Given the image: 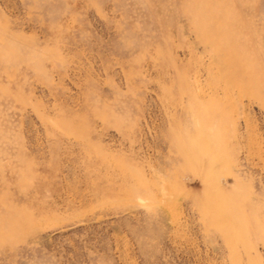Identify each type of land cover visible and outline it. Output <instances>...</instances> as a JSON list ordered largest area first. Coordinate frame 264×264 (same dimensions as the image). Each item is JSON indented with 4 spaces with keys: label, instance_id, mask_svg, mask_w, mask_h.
<instances>
[{
    "label": "rangeland",
    "instance_id": "374dc122",
    "mask_svg": "<svg viewBox=\"0 0 264 264\" xmlns=\"http://www.w3.org/2000/svg\"><path fill=\"white\" fill-rule=\"evenodd\" d=\"M0 264H264V0H0Z\"/></svg>",
    "mask_w": 264,
    "mask_h": 264
}]
</instances>
